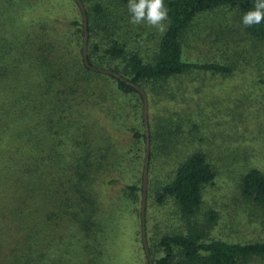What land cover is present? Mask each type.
I'll return each mask as SVG.
<instances>
[{
	"label": "trees",
	"instance_id": "trees-1",
	"mask_svg": "<svg viewBox=\"0 0 264 264\" xmlns=\"http://www.w3.org/2000/svg\"><path fill=\"white\" fill-rule=\"evenodd\" d=\"M81 1L87 16L88 65L82 55V13L75 0L80 17L67 22V36L54 27L46 31L37 21L28 23L22 4L14 6L13 0H0V212L7 218L0 222L3 232L0 264H75L71 261L75 258L74 248L73 256H69L57 244L44 246V238L58 226L47 224L55 219H64L63 227L72 226L80 236L77 240L85 239L86 245L93 246L91 261L84 259L87 252L82 251L79 264H97L95 260L105 258L99 239L104 231L103 220L98 217L102 201L94 183L102 179L105 186L110 185V167L121 166L123 161L115 154L117 150L129 146L140 152L146 150L144 120L141 118V125L134 120L143 106V97L132 84L154 99L165 92L171 97L170 80L192 71L231 74L232 68L224 63L186 59L184 40L199 15L234 7L241 21L255 3V0H164L169 17L167 30L158 38L156 51L147 61L142 54L129 52L126 43L112 40L101 47L94 40L97 28L115 27V2ZM243 28L253 38L264 40V23ZM110 61L116 66H110ZM91 66L113 70L124 79L93 70ZM110 89L112 93L137 98L133 120L126 114L123 116L122 106H110ZM110 116L113 121L131 122L126 126L130 135L128 146L110 143V127L104 129L97 124L104 119L110 122ZM92 119H97L101 129L95 127ZM147 121L151 168L159 157L168 158L173 151L176 153L186 137L184 132L178 135L174 114L149 115ZM179 136L184 139L178 140ZM112 147L115 150L111 153ZM174 165L172 176L157 184L153 197L160 204L172 202L180 217L190 224L185 232L176 229L162 234L151 247L145 212L153 264H247L251 259H264V240L247 243L204 240L203 231L191 225L202 203L204 187L216 176L205 153L195 150ZM126 188L131 192L138 190L134 185ZM239 193L244 201L264 213V173L260 169L250 168L241 175ZM43 199L51 201L43 205ZM50 207L54 211L48 213ZM35 217L40 218L36 221ZM206 219L213 223L217 214L211 211ZM138 233L141 236V218ZM92 234L95 241L89 242ZM140 242L145 264H149L142 237ZM153 248L160 250L159 257H154Z\"/></svg>",
	"mask_w": 264,
	"mask_h": 264
},
{
	"label": "rangeland",
	"instance_id": "rangeland-1",
	"mask_svg": "<svg viewBox=\"0 0 264 264\" xmlns=\"http://www.w3.org/2000/svg\"><path fill=\"white\" fill-rule=\"evenodd\" d=\"M13 2L16 3L14 6L22 4L23 12L27 11L24 14L28 23L38 22L46 31H51L54 27L58 33L66 35L69 30L67 22L80 17L73 0ZM111 2H115L116 6L115 27L110 29V25H105L104 29L97 28L94 40L101 47L112 40L126 43L129 52H138L149 61L156 51L161 33L147 24L132 25L129 22L128 2ZM184 56L199 63H224L232 68V73L221 75L192 71L170 80L168 89L171 97L166 92L162 97L154 99L146 94L147 118L154 114H174L179 125L178 135L184 132L186 137L177 154L173 151L168 158L159 157V161L151 164V168L148 160L145 212L148 217L149 245L154 247L162 234L176 229L185 232L189 228L190 222L180 217L172 202L160 204L153 196L157 184L172 176L174 162L195 150L205 153L215 168L216 176L204 187L202 203L191 225L203 231L204 240L216 239L229 243L263 241L264 213L241 198L239 182L241 175L250 168H258L264 173V40L253 38L244 30L234 7H222L195 19L184 40ZM110 66L116 65L110 61ZM112 92L113 89H110V106H122L123 116L126 114L133 120V105L138 102L137 98L130 99L127 95ZM142 110L143 106L136 112L134 119L140 125ZM96 121L97 119H92L98 129L110 127V143L115 141L117 146H128L130 135L126 126L131 125V122L113 121L110 116V122L107 119L97 121L101 126L99 127ZM182 138L183 136H179L178 140ZM114 150L112 147L110 152ZM117 151L115 154L121 156L123 161L121 166L116 164L110 167V185L105 186L102 179L94 183V189L102 201L98 217L103 220L104 231L99 239L103 242L105 256L104 259L95 260V263L145 264L138 230L142 198V191L139 189L143 184L146 150L140 152L129 146ZM118 172L120 175L116 174ZM127 185H134L138 190L131 192L126 188ZM49 201L51 200L43 199L42 203L47 205ZM52 211L54 208L50 207L48 213ZM211 211L217 214L213 223L206 219ZM4 218V212H0V222ZM38 218L40 217H35L36 221ZM63 221L55 219L47 224L58 223V226L55 225L49 236L44 238V246L49 243L57 244V248L64 249L69 256H73L71 249L74 248L75 258L69 259L75 261V264H79V258L84 252H87L84 253V259L91 261L93 246L86 245L85 239L77 240L79 234L70 225L68 228L63 227V223H66ZM2 234L0 229V236ZM88 240L95 241L93 234ZM87 246L88 250L85 249ZM153 252L155 258L161 255L159 249L153 248ZM247 264H264V259H251Z\"/></svg>",
	"mask_w": 264,
	"mask_h": 264
},
{
	"label": "clouds",
	"instance_id": "clouds-1",
	"mask_svg": "<svg viewBox=\"0 0 264 264\" xmlns=\"http://www.w3.org/2000/svg\"><path fill=\"white\" fill-rule=\"evenodd\" d=\"M127 8L132 25L147 24L161 34L167 30L165 22L169 17L164 0H128ZM241 22L245 27L264 23V0H255L253 9L242 16Z\"/></svg>",
	"mask_w": 264,
	"mask_h": 264
},
{
	"label": "water",
	"instance_id": "water-1",
	"mask_svg": "<svg viewBox=\"0 0 264 264\" xmlns=\"http://www.w3.org/2000/svg\"><path fill=\"white\" fill-rule=\"evenodd\" d=\"M81 13H82V27H83V42H82V55L86 65H88L87 60V40H88V29H87V16L84 5L81 0H75ZM93 70L107 73L113 76H116L123 80L124 78L116 74L113 70L105 69V68H98L91 66ZM136 90L140 92L143 97V120L145 124L146 130V151H145V161H144V168H143V184H142V198H141V205H140V218H141V237L142 242L145 250V254L149 264H153V260L151 258V254L148 249L147 244V237H146V226H145V208H146V181H147V172H148V160H149V134H148V121H147V95L143 89H141L138 85L132 84Z\"/></svg>",
	"mask_w": 264,
	"mask_h": 264
}]
</instances>
